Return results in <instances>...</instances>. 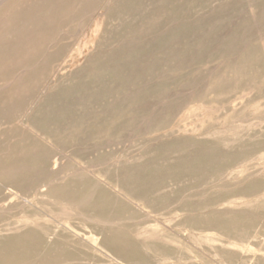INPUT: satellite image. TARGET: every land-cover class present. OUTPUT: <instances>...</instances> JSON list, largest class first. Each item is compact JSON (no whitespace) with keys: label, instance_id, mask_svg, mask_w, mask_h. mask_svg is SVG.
I'll list each match as a JSON object with an SVG mask.
<instances>
[{"label":"rangeland","instance_id":"obj_1","mask_svg":"<svg viewBox=\"0 0 264 264\" xmlns=\"http://www.w3.org/2000/svg\"><path fill=\"white\" fill-rule=\"evenodd\" d=\"M12 2L0 263L264 264V0Z\"/></svg>","mask_w":264,"mask_h":264},{"label":"bare ground","instance_id":"obj_2","mask_svg":"<svg viewBox=\"0 0 264 264\" xmlns=\"http://www.w3.org/2000/svg\"><path fill=\"white\" fill-rule=\"evenodd\" d=\"M28 1L32 2L33 0H13V2H12V9H14L15 7L21 6V4H23V3H27ZM115 1H116V0H115ZM117 1H118V0H117ZM6 2H8V0H2V1L0 2V9H4V8H2V7H4V5H6ZM101 2H102V1H101ZM111 2L114 3L113 0H111ZM36 3H37V2H36ZM58 3H59V2H58ZM98 3H99V2H98ZM103 3H104V2H103ZM107 3H108V0H107ZM112 3H111V4H112ZM64 4H65V3H64ZM96 4H97V3H96ZM29 5H30V4H29ZM101 5H103V4H101ZM13 6H14V8H13ZM98 6H99V5H98ZM104 6H105V5H104ZM108 7L110 8V6H108ZM50 8H51V7H50ZM103 8H104V7H103ZM57 10H58V9H57ZM8 11H9V9H8ZM8 11H7V12H8ZM11 11H12V10H11ZM31 11H32V10H31ZM33 12H34V11H33ZM76 12H77V11H76ZM21 13H22V10H21ZM36 14H37V13H36ZM62 14H63V13H62ZM65 14H66V13H65ZM0 15H1V14H0ZM51 16H52V15H51ZM93 16H94V15H93ZM37 17H38V16H37ZM37 17L34 15V16H31V17H29V18H27V19H26V18H23V19H22V18H17V17H16L15 19H16V20H17V19L19 20V21L17 22V24H18L19 26L21 25V27H23V28H25V29H29V28H31V27L34 26V24L37 22V20H39ZM42 17H43V16H42ZM60 19H61V18H60ZM41 20H42V19H41ZM45 20H46V19H45ZM55 20H56V19H55ZM63 20H64V19H63ZM67 20H69V19L67 18ZM75 20H77V19H75ZM48 21L50 22V20H48ZM69 21H70V20H69ZM90 22H91V21H90ZM38 24H39V23H38ZM51 25H52V24H51ZM103 25H104V24H103ZM37 26H38V25H37ZM67 26H68V25H67ZM67 26H66V27H67ZM71 26H72V25H71ZM104 26H105V25H104ZM15 27H16V26H15ZM49 28H50V26H49ZM50 29H51V28H50ZM60 29H61V28H60ZM66 29H67V28H66ZM58 30H59V29H58ZM52 31H54V29H53ZM59 31H61V30H59ZM92 31H93V30H92ZM41 32H42V31H41ZM83 34H84V33H83ZM40 36H41V35H40ZM16 37H17V36H16ZM36 37H37V36H36ZM38 37H39V35H38ZM36 39H37V38H36ZM94 42H95V41H94ZM8 44H9V43H8ZM52 44H53V43H52ZM9 47H10V45H9ZM53 47H54V46H53ZM6 48H7V47H5V49H6ZM51 49H52V48H51ZM54 49H55V48H54ZM43 53H44V52H43ZM45 54H46V53H45ZM25 55H26V54H25ZM3 56H4V55H3ZM22 56H23V55H22ZM44 59H46V58H44ZM48 59H49V58H48ZM5 61H7V60H5ZM17 62H18V61H17ZM56 62H57V61H56ZM39 64H40V63H39ZM59 64H60V63H59ZM36 65H37V64H36ZM55 65H56V64H55ZM10 66H11V65H10ZM57 66H58V65H57ZM57 66H55V67L57 68ZM39 67L41 68V66H39ZM21 68H22V67H21ZM29 69H30V68H29ZM52 70H53V69H52ZM10 71H11V70H10ZM17 71H18V70H17ZM20 71H21V70H20ZM22 71H23V70H22ZM14 73H15V72H14ZM54 73H55V72H54ZM25 74H26V73H25ZM30 77H31V76H30ZM30 77H29V78H30ZM64 77H65V76H64ZM48 79H49V78H48ZM62 79H63V78H62ZM60 80H61V79H60ZM63 80H64V79H63ZM65 80H66V77H65ZM61 81H62V80H61ZM61 81H60V82H61ZM57 82H58V81H57ZM45 83H47V82L45 81ZM62 83H63V82H62ZM49 84H50V83H49ZM44 85H45V84H44ZM55 85H56V84H55ZM43 87H44V86H43ZM44 88L46 89V88H47V85H46ZM48 89L50 90L51 88L48 87ZM38 90H39V89H38ZM40 91H42V90H40ZM51 91H52V90H51ZM35 92H37V91H35ZM43 92H44V91H43ZM38 93H39V92H38ZM40 93H42V92H40ZM44 93H45V92H44ZM44 93H42V94H44ZM49 93L51 94V92H49ZM36 94H37V93H36ZM47 94H48V91H47L46 95H47ZM34 95H35V94H34ZM40 95H41V94H40ZM40 95H39L38 97H36V99L39 98ZM46 95L43 96L44 99L47 97ZM48 95H49V94H48ZM51 95L53 96V94H51ZM45 96H46V97H45ZM52 96L50 97V95H49L48 98L45 99V102L48 103V100H49V102H50V99L52 98ZM49 98H50V99H49ZM31 99H32V98H31ZM36 99H35V100H36ZM37 100H39V99H37ZM37 100H36V102H37ZM52 100H53V99H52ZM31 102H32V100H31ZM53 102H54V100H53ZM53 102H51V103L53 104ZM37 103H38V102H37ZM46 103H45V104H46ZM31 104H32V103H31ZM41 104L43 105V103L40 102V105H41ZM49 104H50V103H49ZM33 105H34V104H33ZM33 105H29V106H33ZM35 105H36V104H35ZM35 105H34V106H35ZM38 105H39V104H38ZM45 106H47V105H44L43 107H45ZM49 106H50V105H49ZM38 107H39V106H38ZM47 107H48V106H47ZM51 107L53 108L54 106H51ZM51 107H48V109L50 108V110H51V109H52ZM28 108H29V107H28ZM45 108H46V107H45ZM10 109H11V107H10ZM38 109H39V108H38ZM38 109H36L35 111H38ZM41 109H42V106H41V108H40V111H41ZM46 109H47V108H46ZM30 110H31V109H30ZM33 110H34V109H33ZM33 110H31V111H33ZM31 111H30V112H31ZM42 111H45V110L43 109ZM51 111H52V110H51ZM51 111L48 112V115H49V113H52ZM25 112H26V111H25ZM27 113H28V111H27ZM35 113H36V115H37V113H41V112H35ZM44 113H45V112H44ZM44 113L42 112V115H44ZM25 114H26V113H25ZM27 115H29V114H27ZM36 115L33 114L34 119H35V116H36ZM21 116H22V115H21ZM21 116H20V117H21ZM49 116H50V115H49ZM23 117H24V116H23ZM27 117H28V116H27ZM27 117H26V118H27ZM33 117L31 118V117L29 116V118L31 119V121H32ZM38 117H39V116L36 117V120L38 119ZM41 117H42V116H41ZM41 117H40L39 119H41ZM45 117H48L47 114H46V116L43 117V119H44L43 122L45 121ZM19 121H20V119H19ZM24 121H25V120H24ZM26 121H27V119H26ZM33 121H34V120H33ZM36 122H37V121H36ZM39 122H41V121H39ZM43 122H42V123H43ZM46 122H47V121H46ZM20 123H21V121H20ZM31 123H32V122H31ZM34 123H35V122H34ZM42 123H41V125H42ZM3 124H4V123H3ZM24 124H25V123H24ZM24 124H23V125H24ZM32 124H33V123H32ZM32 124H31V126H32ZM18 125H19V124H18ZM23 125H22V126H23ZM33 125H34V124H33ZM38 125H39V124H38ZM31 126H30V128H31ZM17 127H18V126H17ZM19 127H20V126H19ZM24 127H25V126H24ZM32 127L34 128V126H32ZM36 127H37V126H36ZM36 127H35V128H36ZM0 128H2V126H1ZM28 128H29V126L26 127L27 130H28ZM35 128H34V129H35ZM23 129H25V128H23ZM48 130H49V129H48ZM48 130H47V131H48ZM30 131H32V130H30ZM38 131H39V130H38ZM41 133H42V132H41ZM30 134H31V133H30ZM39 134H40V133H39ZM31 135L33 136V134H31ZM51 136H53V135H51ZM51 136H50V137L48 136V138H52ZM29 137H30V136H29ZM35 137H36V136H35ZM41 137H43V136H41ZM46 137H47V136H46ZM37 138H38V137H37ZM48 138H47V139H48ZM42 139L44 140L45 138L43 137ZM40 140H41V139H40ZM45 140H46V139H45ZM36 141H37V140H36ZM36 141H34V142H36ZM50 141H51V143L53 142L52 139H51ZM9 142H10V141H9ZM37 142H38V141H37ZM39 142H40V141H39ZM41 142H42V141H41ZM41 142H40V143H41ZM46 142H47V140H46ZM29 143H30V141H29ZM47 143H48V142H47ZM4 144H5V143H4ZM34 144H35V143H34ZM44 145H45V144H44ZM44 145H43V146H44ZM53 145H54V144H53ZM53 145H52V146H53ZM17 146H18V145H17ZM17 146H16V147H17ZM25 146H26V145H25ZM31 146H34V145H31ZM50 146H51V145H50ZM54 146H55V145H54ZM18 147H19V146H18ZM36 147H38V146H35L34 148L36 149ZM41 147H42V146H41ZM31 148H33V147H31ZM39 148H40V147H38V149H39ZM44 148H45V146H44ZM44 148H43L42 150H45ZM53 148H54V147H53ZM22 149H24V148H22ZM22 149H21V150H22ZM24 150H25V149H24ZM28 150H29V148L27 149V151H28ZM40 150H41V149H40ZM42 150H41V152H42ZM46 150H47V149H46ZM25 151H26V150H25ZM48 151H49V148H48ZM48 151H47L46 153H49ZM35 152H36V151H35ZM35 152H33V153H35ZM24 153H25V152H24ZM30 154L33 156L32 153H29V155H30ZM36 154H37V153H36ZM44 157H45V156H44ZM46 157H47V156H46ZM40 158H41V157H40ZM42 158H43V157H42ZM42 158H41V160H44V159H42ZM46 160H48V159H46ZM48 162H49V161H48ZM55 162H56V161H55ZM55 162H54V163H55ZM44 163H46V162L44 161ZM49 163H50V162H49ZM51 163H52V162H51ZM19 166H20V165H19ZM48 166H49V165H48ZM50 166H51V165H50ZM55 166H56V165H55ZM40 167H41V166H40ZM53 168H55V167H53ZM53 168L51 167V169H53ZM47 169H48V168H47ZM49 169H50V168H49ZM49 169H48V170H49ZM55 169H56V168H55ZM55 169H54V170H55ZM65 169H66V168H65ZM67 169H68V168H67ZM68 170L70 171V169H68ZM68 170H67V171H68ZM64 171H65V170H64ZM70 172H71V171H70ZM29 173H30V172H29ZM72 173H73V172H72ZM52 175H53V174H52ZM55 175H56V174H55ZM60 175L62 176L63 174H60ZM64 175H65V173H64ZM66 175H67V174H66ZM68 175H69V174H68ZM61 176H60V178H61ZM69 177H71V176H69ZM4 178H6V177H4ZM50 178H51V176H50ZM77 178H78V177H77ZM78 179H79V178H78ZM64 180L67 181L66 179H64ZM82 180H83V179H82ZM2 181H3V179H2ZM55 181H56V180H55ZM55 181H54V182H55ZM84 181H85V180H84ZM3 182H4V181H3ZM67 182H68V181H67ZM45 183H46V181H45ZM64 183H65V182H64ZM68 183H69V182H68ZM39 184H40V183H39ZM54 184H56V183H54ZM14 185H15V184H14ZM65 185H66V183H65ZM65 185H64V186H65ZM83 185H84V184H83ZM106 185H107V184H106ZM44 186H45V185H44ZM53 186H54V185H53ZM73 186H74V185H73ZM84 186H85V185H84ZM84 186H82V187H84ZM91 186H92V185H91ZM93 186H94V185H93ZM42 187H43V186H42ZM45 187H46V186H45ZM55 187H56V186H55ZM55 187H54V188H55ZM62 187H63V186H62ZM70 187H71V186H70ZM86 187H87V186H86ZM88 187H89V186H88ZM96 187H97V186H96ZM12 188H13V187H12ZM46 188H47V187H46ZM54 188H53V189H54ZM84 188H85V187H84ZM84 188H82V190H83ZM7 189H8V188H7ZM22 189H23V188H22ZM51 189H52V188H51ZM51 189H50V190H51ZM65 189H66V188H65ZM80 189H81V188H80ZM100 189H101V188H100ZM5 190H6V189H5ZM40 190H41V189H40ZM40 190H39V191H40ZM47 190H48V189H47ZM47 190H46V191H47ZM59 190H61V188H60V189L58 188V191H59ZM66 190H67V189H66ZM82 190H80V191H82ZM93 190H94V189H93ZM12 191H13V190H12ZM51 191H52V190H51ZM51 191H50V193H48V194L51 195V194H52ZM62 191H63V190H62ZM88 191H89V190H88ZM13 192H15V191H13ZM43 192H44V191H43ZM43 192H42V193H43ZM74 192H75V191H74ZM74 192H73V193H74ZM38 193H39V192H38ZM40 193H41V192H40ZM58 193H59V192H57V194H58ZM75 193L77 194V192H75ZM79 193H80V192H79ZM81 193H83V191H82ZM91 193H92V192H91ZM4 194H5V193H4ZM8 194H9V193H8ZM15 194H17V192H15ZM15 194H14V195H15ZM48 194H47V195H48ZM10 195H11V194H10ZM44 195H46V194H44ZM67 195H68V194H67ZM82 195H83V194H82ZM132 195H133V194H132ZM53 196H54V195H53ZM78 196H79V195H78ZM84 196H85V195H84ZM64 197H65V196H64ZM72 197H73V196H72ZM85 197H86V196H85ZM87 197H88V196H87ZM123 197H124V196H123ZM131 197H132V196H131ZM25 198H26V197H25ZM25 198H24V200H25ZM57 198H59V197H57ZM34 199H37V198L35 197ZM43 199H44V198H43ZM48 199H49V198H48ZM69 199H71L70 196H69ZM84 199H85V198H84ZM58 200H59V199H58ZM62 200H63V198H62ZM82 200H83V199H82ZM82 200H81L80 202H83ZM91 200H92V199H91ZM91 200H90V201H91ZM33 201H35V200H33ZM47 201H48V200H47ZM55 201H56V199H55ZM68 201H70V200H68ZM68 201H67V202H68ZM30 202H31V201H30ZM30 202H29V205H32ZM45 202H46V201H45ZM48 202H49V201H48ZM50 202H52V201H50ZM71 202H72V201H71ZM23 203H24V202H23ZM27 203H28V202H27ZM33 203H34V202H33ZM35 203H38V202H35ZM40 203H42V202H40ZM54 203H55V202H54ZM76 203H77V202H76ZM88 203H89V202H88ZM88 203H87V205H88ZM55 204H56V203H55ZM120 204H121V203H120ZM27 205H28V204H27ZM34 205H36V204H33L32 206H34ZM51 205H52V204H51ZM53 205H54V204H53ZM71 205H72V204H71ZM73 205H74V204H73ZM73 205H72V206H73ZM127 205H128V204H127ZM127 205H126V206H127ZM23 206H25V205H23ZM34 207H35V206H34ZM49 207H50V206H49ZM59 207H60V206H59ZM85 207H86V206H85ZM35 208H36V207H35ZM72 208H75V206H73ZM112 208H114V207H112ZM28 209H29V208H28ZM52 209H53V208H52ZM54 209H55V208H54ZM66 209H67V208H66ZM76 209H77V208H76ZM97 209H98V208H97ZM77 210H78V209H77ZM79 210H80V209H79ZM79 210H78V211H79ZM45 211H46V210H45ZM52 211H54V210H52ZM56 211H57V208H56ZM61 211H63V210H61ZM64 211L66 212V210H64ZM64 211H63V212H64ZM72 211H76V210H72ZM80 211H82V210H80ZM100 211H101V210H100ZM130 211H131V210H130ZM130 211H129V212H130ZM47 212H49V211L47 210ZM47 212H46V213H47ZM58 212H59V211H58ZM58 212H56V214H57ZM65 212H64V214H65ZM101 212H102V211H101ZM59 213H60V212H59ZM73 213L76 214L77 211H76V212H73ZM87 213H88V212H87ZM95 213H96V212H95ZM99 213H100V212H99ZM115 213H116V212H115ZM123 213H124V212H123ZM47 214H48V213H47ZM52 214H53V212H52ZM64 214H62V215H64ZM68 214H69V213H68ZM70 214H71V213H70ZM74 214H73V216H74ZM90 214H91V213H90ZM93 214H94V213H93ZM96 214L98 215V213H96ZM101 214H102V213H101ZM109 214H110V213H109ZM112 214H113V213H112ZM79 215H81V214H79ZM91 215H92V214H91ZM107 215H108V214H107ZM107 215H106V217H107ZM130 215H131V214H130ZM132 215H133V214H132ZM54 216H55V215H54ZM56 216H57V215H56ZM75 216H77V215H75ZM75 216H74V217H75ZM109 216H110V215H109ZM126 216H127V214H126ZM126 216H125V217H126ZM66 217H67V216H66ZM69 217H71V216L69 215ZM80 217H81V216H80ZM83 217H84V216H83ZM118 217H120V216L118 215ZM128 217L130 218V216H128ZM132 217H133V216H132ZM67 218H68V217H67ZM87 218H89V217H87ZM122 218H123V217H122ZM53 219H54V218H53ZM114 219H115V218H114ZM21 220H22V219H21ZM87 220H88V219H87ZM109 220H112V218L109 219ZM131 220H132V219H131ZM19 221H20V220H19ZM19 221H18V222H19ZM102 221H103V220H102ZM102 221H101V222H102ZM116 221H117V220H116ZM118 221H120V220L118 219ZM121 221H122V220H121ZM123 221H124V220H123ZM21 222H22V221H21ZM93 222H94V221H93ZM96 222H97V220H96ZM101 222H100V223H101ZM105 222H107V221H105ZM105 222L103 221L102 223H105ZM111 222H113V221H111ZM111 222H110V224H111ZM66 223H67V222H64V225H65ZM22 224H23V223H22ZM68 224H70V223H68ZM68 224H67V225H68ZM112 224H113V223H112ZM54 225H55V224H54ZM108 225H109V224H108ZM23 226H24V224H23ZM23 226H21V227H23ZM39 226H40V225H39ZM83 226H84V224H83ZM118 227H120V226H118ZM87 228H88V227H87ZM120 228H121V227H120ZM15 229H17V228H15ZM122 229H123V228H122ZM100 230H103V229H100ZM112 230H113V228H112ZM114 230H115V229H114ZM119 230H120V229H119ZM115 231H116V230H115ZM123 231H124V230H123ZM123 231H122V232H123ZM10 232H11V231H10ZM94 232H95V231H94ZM94 232H93V233H94ZM120 232H121V231H120ZM115 233H116V232H115ZM8 234H10V233H8ZM106 234H107V232H106ZM107 235H108V234H107ZM107 235H106V236H107ZM117 235H118V234H117ZM32 236H33V235H32ZM108 236H110V235H108ZM6 237H7V236H6ZM9 237H11V236H9ZM52 237H53V236H52ZM112 237H113V236H112ZM116 237H117V236H116ZM116 237H114V239H115ZM120 237H121V236H120ZM0 238H2V235H1ZM3 238H4V237H3ZM96 238H97V237H94V234H93V236L91 237V239H92L93 241H94ZM124 238L127 239V237H124ZM24 239H25V238H24ZM112 239H113V238H112ZM2 240H4V239H2ZM31 240H32V239H31ZM75 240H76V239H75ZM96 240H97V239H96ZM122 240H123V239H122ZM4 241H6V240H4ZM7 241H8V240H7ZM7 241H6L7 244L10 243V245H12L11 243H12L13 241H12V242H10V240H9L8 242H7ZM19 241H20V240H19ZM120 241H121V238H120ZM0 242H1V239H0ZM64 242H65V241H64ZM64 242H63V243H64ZM3 243H4V242H3ZM3 243H2V245H3ZM6 243H5L4 245H6ZM19 243H20V242H19ZM59 243H60V242H59ZM63 243L61 242V244H63ZM69 243H71V242H69ZM121 243H122V241H121ZM45 244H46V243H45ZM64 244H66V243H64ZM64 244H63V245H64ZM122 244H123V243H122ZM10 245H8V247H10ZM21 245H22V244H21ZM37 245H38V244H37ZM37 245L35 244V246H37ZM120 245H121V244H120ZM22 246H24V247H23V250H24L25 245H22ZM67 246H68V245H67ZM71 246H72V245H71ZM122 246H124V245H122ZM2 247H3V246H2ZM4 247H5V246H4ZM4 247H3V248H4ZM18 247H19V245H18ZM18 247H17V248H18ZM38 247H39V246H38ZM38 247H37V248L35 247V248L38 249ZM65 247H66V246H65ZM65 247H63V248H65ZM73 247H74V246H73ZM140 247H141V246H140ZM5 248H6V247H5ZM21 248H22V247H21ZM26 248H27V247H26ZM26 248H25V249H26ZM29 248L31 249V247H28L27 249H29ZM43 248H45V247H43ZM58 248H60V247H58ZM71 248H72V247H71ZM122 248H123V247H122ZM126 248H127V247H126ZM145 248H146V247H145ZM14 249H16V248H14ZM32 249H33V247H32ZM40 249H41V248H40ZM60 250H61V248H60ZM60 250H59V251H60ZM124 250H125V249H124ZM0 251H1V250H0ZM37 251H38V250H37ZM43 251H44V249H43ZM43 251H42V252H43ZM57 251H58V250H57ZM1 252H3V251H1ZM1 252H0V253H1ZM10 252H11V251H10ZM52 252H54V251H52ZM52 252H51V253H52ZM8 253H9V252H8ZM16 253H18V252H16ZM9 254H10V253H9ZM9 254H8V255H9ZM11 254H12V252H11ZM8 255H5V251H4L3 256H5V258H6V256H8ZM25 255H26V254H25ZM37 255H38V254H37ZM40 255H42V254H40ZM40 255H38V256H40ZM52 255H53V254H52ZM57 255H59V254H57ZM117 255H118V254H117ZM0 256H1V255H0ZM12 256H13V255H12ZM12 256H11V257H12ZM16 256H17V255H16ZM8 257H10V255H9ZM17 257L20 258V256H17ZM22 257H23V258H22ZM22 257H21V258H22V259H21V260H22L21 262L24 261V260H23V259H24V256H22ZM1 258H2V257H1ZM1 258H0V261H2ZM5 258L3 257V262H6V261L4 260ZM13 258H14V256H13ZM30 258H31V257H30ZM40 258H41V257H40ZM53 258H54V257H53ZM34 259H35V258H34ZM37 259H38V257H37ZM37 259H36V260H37ZM42 259H43V258H42ZM50 259H51V258H50ZM65 259H66V258H65ZM28 260H29V259H27V261H28ZM30 260H31V259H30ZM43 260H44V262H45V259H43ZM43 260H42V261H43ZM46 260H47V259H46ZM48 260H49V258H48ZM10 261H11V260H10ZM15 261H16V260H15ZM25 261H26V260H25ZM7 262H8V264H10V263H9V260H7ZM7 262H6V264H7ZM11 262H12L11 264H13L14 261H11ZM18 262H19V260H18ZM32 262H33V261H32ZM46 262H47V261H46ZM1 263H2V262H1ZM1 263H0V264H1ZM19 264H20V262H19ZM22 264H23V263H22ZM27 264H28V262H27ZM31 264H35V263H31ZM38 264H39V262H38Z\"/></svg>","mask_w":264,"mask_h":264}]
</instances>
